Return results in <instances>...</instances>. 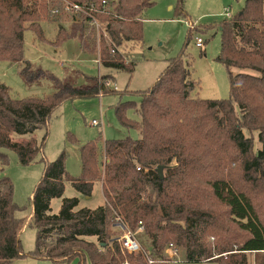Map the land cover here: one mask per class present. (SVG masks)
Segmentation results:
<instances>
[{"label":"trees","instance_id":"1","mask_svg":"<svg viewBox=\"0 0 264 264\" xmlns=\"http://www.w3.org/2000/svg\"><path fill=\"white\" fill-rule=\"evenodd\" d=\"M73 1L87 9L86 21L98 17L106 24L110 43L102 39L100 64L132 74L136 62L126 63L123 49L142 41L143 15L157 0ZM184 1L177 0L178 14L183 16ZM52 3L49 15L58 17L54 9L60 4ZM41 6L36 0H0V60L19 64L28 82L44 75L24 57L25 32L43 35L40 23L44 19L39 13L46 8ZM199 26L221 31L222 51L217 60L228 70L230 97H192L197 82L191 65L182 56L174 57L152 86L126 91L138 96L139 102L121 100L116 107L120 125L138 131L137 139L106 140L102 147L95 141L82 145L79 177L67 171L65 152L51 162L42 157L46 167L33 193L37 238L32 255L66 262L77 258V264H149L146 252L129 253L117 241L119 233L114 230L121 222L134 232L143 227L150 245L142 246L154 264L168 261L166 250L171 244L184 248L188 262L251 264L249 254L264 253V218L252 196L256 187L263 186L264 149L252 153L254 142L245 133L254 129L250 124H257L253 104L257 96L264 102V0H246L240 12L226 16L218 26ZM63 31L57 43L69 38H60ZM235 68L240 72L235 73ZM55 80L57 89L46 99L16 98L0 85V174L9 163L3 149L15 151L23 165L34 162L47 134L42 139L33 134L48 128L50 116L63 102L116 92L107 84L114 80L112 74L97 77L88 87ZM131 108L139 119L128 117ZM257 115L264 117L258 110ZM255 126L264 146V127ZM25 135L28 138L17 140ZM233 153L242 173L237 181L225 173ZM158 166H164L163 179ZM192 175L202 177L209 195L225 207L228 223L220 225L215 213L202 206L199 197L204 188L190 185ZM66 182L87 197L92 196L95 183H101L106 203L95 209L78 208L79 198H63ZM13 193L11 179L1 175L0 264L20 256L24 221L16 215L19 207ZM56 198H63L58 212L52 207Z\"/></svg>","mask_w":264,"mask_h":264},{"label":"rangeland","instance_id":"2","mask_svg":"<svg viewBox=\"0 0 264 264\" xmlns=\"http://www.w3.org/2000/svg\"><path fill=\"white\" fill-rule=\"evenodd\" d=\"M36 1L39 7L44 5L46 8H40L39 13L44 19L40 23L43 35L40 37L32 30L25 32L24 57L32 63V69L44 71V75L35 82H28L21 74L19 64L0 60V85L8 87L10 93L16 98L46 99L57 89L55 78L63 83L88 87L95 84L97 77L112 74L114 80L107 84H110L111 89L116 92L67 100L57 107L50 116L48 128L43 127L33 134L38 139H42L47 134V138L43 151L31 164L23 165L18 154L13 150H2L8 155L9 163L0 176L5 175L11 179L14 185L13 199L19 207L16 215L24 221V227L20 233V256L6 264H77V258L66 262L32 255L37 238V230L32 220L33 193L45 171L44 160L54 161L62 152H65L67 171L71 176L79 177L82 174L80 153L82 145L95 141L102 147L106 140L125 137L137 139L138 131H129L120 125L116 107L121 100L136 99L139 102L138 96L135 97L134 93H126V91H138L152 86L171 58L182 56L185 62L190 63L192 77L197 82L191 92L192 97L229 98L231 87L228 70L217 60L222 51V34L215 26L226 19L227 10L232 15L240 12L246 0H185L184 16L178 14L177 0H157L143 15L142 41L138 44L130 43L123 49L125 62L130 63L133 60L136 62L135 71L132 74L125 71H114L100 64L102 39L105 38L104 42L110 43L105 29L106 24L98 17H88L90 20L86 21L88 13L84 6L81 5V10H76L73 7L76 2L73 0H55L60 4V8L57 7L59 9H54L59 16L51 17L49 9L54 0ZM197 25H212L215 28L205 30L206 27L199 26L198 28ZM60 29L65 31L60 38L65 36L69 38L57 43ZM192 31L194 35L190 38ZM196 37H202L205 41L203 48L196 45ZM81 40L84 41L85 47ZM233 71L240 72L237 68ZM253 104L256 108L257 124H250L254 129H245V133L253 140L252 153H255L264 149L263 142L259 138V128L255 126L259 124L262 128L264 127V117L257 115V110L262 116L264 115V102L260 96H257ZM236 111L237 115L242 118L239 107ZM127 115L130 119H139L134 108L129 109ZM93 121L97 124L91 125ZM28 136H17V140L28 138ZM225 165L227 175L231 174L236 181L241 178L237 153L231 154L229 162ZM190 181V185L198 184L204 188V192L199 197L202 206L215 213L220 225L228 223L225 207L209 195L208 186L203 182V178L192 175ZM262 182L263 186L256 187L255 192L252 191V196L264 218V181ZM64 197L79 198L78 208L95 209L106 203L102 184L99 182L95 183L91 197L80 194L69 182H66ZM63 198H56L52 201L54 212L60 210ZM115 227L114 231L121 235L123 232L119 227ZM135 233L142 245H150V240L144 231L138 229ZM208 240L215 241L214 237H209ZM248 258L251 264H259L262 259L264 260V253H251ZM164 264L214 263L209 261L188 262L184 248L180 247L179 255Z\"/></svg>","mask_w":264,"mask_h":264},{"label":"built area","instance_id":"3","mask_svg":"<svg viewBox=\"0 0 264 264\" xmlns=\"http://www.w3.org/2000/svg\"><path fill=\"white\" fill-rule=\"evenodd\" d=\"M73 7L76 10H81V6L76 4V3L73 5ZM226 16H228V17L231 16V13L229 12V10H227ZM196 45L200 48H202L204 46V40L202 37H196ZM96 124H97L96 121H93L91 123V125H96ZM116 226L119 227L120 230L123 232L116 239H117V241H119V243L121 244V246L124 250L128 251L129 253L144 251L147 254L149 264H154L156 262L153 258H151L149 256V253L143 248L142 244L139 242V240L136 236V233L134 231L129 229L122 222L118 223ZM142 229H143V227H140V230H142ZM166 254H167L168 260L175 259V257H177L179 255V248L171 244L167 248ZM160 262H166V261L160 260Z\"/></svg>","mask_w":264,"mask_h":264},{"label":"water","instance_id":"4","mask_svg":"<svg viewBox=\"0 0 264 264\" xmlns=\"http://www.w3.org/2000/svg\"><path fill=\"white\" fill-rule=\"evenodd\" d=\"M157 172L159 173L161 179H163L164 178V166H158Z\"/></svg>","mask_w":264,"mask_h":264}]
</instances>
